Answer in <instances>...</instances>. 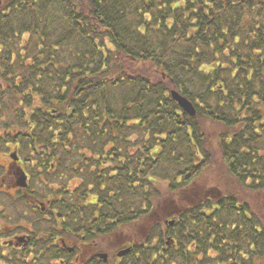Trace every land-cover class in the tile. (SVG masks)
<instances>
[{"label":"trees","instance_id":"1","mask_svg":"<svg viewBox=\"0 0 264 264\" xmlns=\"http://www.w3.org/2000/svg\"><path fill=\"white\" fill-rule=\"evenodd\" d=\"M206 122L225 172L264 197V0H0V152L53 163L44 176L56 187L29 191L47 223L58 214L105 217L125 233H251L252 264H264V207L260 216L199 187L212 157ZM10 190L0 186V204L29 199ZM138 234L129 240L150 250L153 235ZM51 237L25 253L0 244V264H54Z\"/></svg>","mask_w":264,"mask_h":264},{"label":"flooded vegetation","instance_id":"2","mask_svg":"<svg viewBox=\"0 0 264 264\" xmlns=\"http://www.w3.org/2000/svg\"><path fill=\"white\" fill-rule=\"evenodd\" d=\"M1 153L9 157V163L5 166L0 163L7 170L5 177L0 181V186L13 190L25 188L27 192L24 194L29 197L26 202H14L17 213L7 214L11 208L7 213V208H3L5 213L0 216V244L6 249H16L25 253L28 248H32V245L52 234V244L56 251L53 258L54 264H157V256L159 253L162 255V248L160 247V251L154 248L157 234H162L165 238L164 253L162 252L164 264H237L238 260L241 262L242 255H245V264H252L251 233H239L238 236L236 233H125L123 226L116 227L112 220L108 221L105 217L103 220H95L88 216H83V219L82 216L81 219L73 216L66 224L64 216L60 218L58 214L54 215L56 220L48 225V229H44L45 227L40 226L39 222L41 220L48 222L51 216L45 213V202L34 197L33 192L29 191L56 187L57 181H47L44 176L45 172L53 169V163L48 162V168L45 169V160L35 157L34 152L30 150L23 151L22 155L14 149ZM18 172H23L25 175V186L17 184ZM78 182L77 177L73 175L68 186L76 187ZM244 184L248 183L245 181ZM209 187L211 186L202 187L206 188L203 190L206 191V196L222 194V189L219 187ZM241 188L251 193L243 186ZM228 193L237 199V203L241 204L244 200L250 204L248 200L236 193ZM168 202L173 203V200L168 199ZM24 203L27 205L26 208L23 206ZM28 209L35 211L31 219L30 214L27 213ZM170 210L173 211L172 206ZM93 213L91 216L96 218L97 212ZM137 234L141 236V241L153 235L151 240L153 247L150 250L139 249L138 245L129 240L131 236ZM2 237L6 238L2 239ZM133 241L139 243L140 240Z\"/></svg>","mask_w":264,"mask_h":264},{"label":"rangeland","instance_id":"3","mask_svg":"<svg viewBox=\"0 0 264 264\" xmlns=\"http://www.w3.org/2000/svg\"><path fill=\"white\" fill-rule=\"evenodd\" d=\"M205 128H206V135H207L206 142L208 141L210 150L212 149V157H211V160L209 161L210 163H208V166L204 169V172H202L200 175V179L202 182L201 185H204L206 187L213 185V186L219 187L223 191L236 193L238 196H241L244 199L248 200L250 202V205L252 204L253 208L255 209V211L253 212L258 213V214L260 213V216H261L260 210L262 209V206L264 207V197L261 194L245 192L241 188V186L237 182H235V180L230 175H228L227 172H225L226 170L219 156V153L216 150V142L214 141L216 129L214 128L213 125L211 126L207 122L205 123ZM8 150H11V149H8ZM8 161H9V157L6 154L4 153L2 154L0 152V163L5 166L9 163ZM11 191L13 192V190H10V193H12ZM3 204H0V207H6L7 208L6 213L11 208V211L8 212L7 214L17 213V210L15 209V205H12L11 203L9 204L8 202H5ZM23 206L25 208L27 207L25 203L23 204ZM33 212L35 211H33L32 209H28L27 213L30 214L29 215L30 219L33 218V215L35 214ZM262 213H264V210H262ZM39 223H40V226L45 227L44 229H46V227L48 229L49 223H47V221L41 220ZM130 228H128V230ZM1 233H4V232H1ZM3 238H6V237H2V239Z\"/></svg>","mask_w":264,"mask_h":264},{"label":"water","instance_id":"4","mask_svg":"<svg viewBox=\"0 0 264 264\" xmlns=\"http://www.w3.org/2000/svg\"><path fill=\"white\" fill-rule=\"evenodd\" d=\"M170 91V95L173 98L174 101L177 102V104L180 106V108L187 114L193 116L195 115V106L194 104L188 100L186 97H184L183 95H181L178 91L172 89L169 90ZM12 157H15V155H12ZM17 184L19 186H25L26 185V177L23 174V172H18L17 174ZM171 223V221L169 222Z\"/></svg>","mask_w":264,"mask_h":264}]
</instances>
